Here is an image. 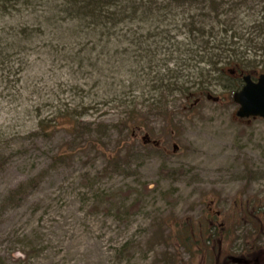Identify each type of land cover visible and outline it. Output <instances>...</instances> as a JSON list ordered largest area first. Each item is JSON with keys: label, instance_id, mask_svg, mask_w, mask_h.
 <instances>
[{"label": "rangeland", "instance_id": "obj_1", "mask_svg": "<svg viewBox=\"0 0 264 264\" xmlns=\"http://www.w3.org/2000/svg\"><path fill=\"white\" fill-rule=\"evenodd\" d=\"M225 1L219 12L240 27L241 50L255 61L247 74L256 79L264 74V34L255 27L264 22V0L231 11L237 0ZM59 10L54 3L25 8V0L0 9V264H164L166 257L226 264L262 254L264 211L255 213L251 203L264 206V119L235 117L230 93L242 83L215 74L207 97L186 103L176 90L160 97L153 75L175 69V44L185 30H171L164 44L157 37L149 55L146 36L137 37L146 32L120 26L124 53L113 59L126 61L110 72V55L97 61L99 48L88 54L93 37L61 40L73 24ZM51 12L56 28L37 29ZM131 36L143 48L130 45ZM182 69L184 80L196 83L192 64ZM123 83L132 105L149 112L126 148L116 122L122 109L100 94ZM158 98L170 120L151 115ZM71 105L82 115L78 129L42 136L36 121ZM241 204L250 205L246 215ZM159 232L163 238L153 240ZM191 232L199 237L190 249L179 247L177 238Z\"/></svg>", "mask_w": 264, "mask_h": 264}, {"label": "trees", "instance_id": "obj_2", "mask_svg": "<svg viewBox=\"0 0 264 264\" xmlns=\"http://www.w3.org/2000/svg\"><path fill=\"white\" fill-rule=\"evenodd\" d=\"M32 1H35V5H33ZM246 1L237 0V2L231 5L229 11L234 8V5L238 7L241 3L245 4ZM225 2V0H25V8L31 6L35 9L40 3H45V5L54 3L56 9H60L58 12L63 15L65 14L66 19L73 24L72 27L66 28L65 33L68 36L64 37L62 35L61 40L76 36L79 38L82 36V39L93 37L91 38L92 47L89 49L88 54L91 55L92 51H96L99 48L97 61L102 60V55H110L111 61L108 64L111 63V67H113L112 70L109 69L110 72L117 70L116 66L112 65L116 64L117 60L121 67L126 61L123 56L114 61L116 57L124 53L123 50L120 52V49L124 45L125 35L116 33V31L122 30L120 26L132 23L131 30L145 31V35H138L137 37L142 39L146 36V44L142 40L135 41L136 38L132 36L137 35L136 32L132 33V39L129 44L135 45L136 43L139 45V49L143 48L145 44L144 51L149 55L154 54V47L159 46L160 42L164 44L167 39L172 38L170 35L168 36L171 30H185L182 33L185 37L184 42H176L177 44H175V50L178 53L176 57L177 62H174L175 69L171 70L167 68L163 73L156 72L153 75L152 83L155 84V87L158 85L157 89L161 90L160 97L163 94L167 97L168 93L176 90L178 93L180 91V94H182V97L188 103L193 98L196 100L200 96L207 97L208 85L206 84L207 80L211 81L209 79L211 75L217 74L218 78L224 77L241 85V77L247 74L255 63V61H246L247 53L241 50L240 27L236 25L234 17L226 19V17L223 18V12H219L220 8H222L221 5L225 4ZM12 3L18 6L19 4H23L24 6V0H0V9H4L6 5ZM50 14L52 16L42 19L37 29L45 27L46 30H53V28H56L57 15L54 12ZM259 22L256 23L255 27H257L260 34H264V22ZM157 37H160L162 41H157ZM171 53H173V50ZM183 53L187 56L186 58H184ZM90 55L82 58L83 61L86 60L85 63L88 64V67H92L90 65L93 62ZM168 57L164 55L161 61L166 62ZM171 60L173 59L171 58ZM155 62L154 65L151 64L150 66L152 73L153 68L158 66ZM185 63L188 65L192 64L194 69L190 77L194 78L196 83L191 82L190 79L189 81L188 79L184 80L185 76L182 73V66ZM92 68L96 69L97 67ZM119 70L122 72L123 68ZM95 82L99 85L97 79ZM108 86L109 89L107 91L102 88V93H99L103 99H111L110 103H119L117 106L122 109L116 122L119 130L126 133L124 140L120 143L126 148V144L131 139L133 140V134L131 135L130 132L147 124L146 113L149 112L144 113L132 105V101L127 98L128 88H126L124 83L119 88L112 87L111 85ZM233 93H230V101ZM151 106L149 110L151 115L161 116L164 120H170V111L168 112L166 103L163 104L161 98H158L157 102L154 101ZM69 107L73 110L68 111ZM54 108V110L48 113L47 117L36 121L35 126L41 131L42 136L51 138L59 128L66 131H69V129L70 131H76L78 129L82 115L76 112L79 108L77 105L65 108L57 106ZM118 157L119 155L116 154L115 157L111 158V163L117 164L119 162ZM38 177L39 173L33 177V181ZM31 180L32 177L28 182ZM212 222L213 219H210L209 223L211 224ZM207 231L211 235V229ZM207 231L202 230L200 233L204 235ZM162 235L160 232L156 233L153 240L162 239ZM196 235L199 237V233ZM196 235L193 232L191 234L185 233L182 239L177 238L180 242L178 246L189 250L191 239L195 238L196 240ZM213 236L208 238V242H210V238ZM127 246L128 244H124L122 249ZM173 259L166 257L164 264H174L175 259L174 261Z\"/></svg>", "mask_w": 264, "mask_h": 264}, {"label": "water", "instance_id": "obj_3", "mask_svg": "<svg viewBox=\"0 0 264 264\" xmlns=\"http://www.w3.org/2000/svg\"><path fill=\"white\" fill-rule=\"evenodd\" d=\"M240 80L242 86L232 94V102L238 106L235 117L241 120L264 119V74H260L256 80L245 74ZM143 141L147 143L148 137H144Z\"/></svg>", "mask_w": 264, "mask_h": 264}, {"label": "flooded vegetation", "instance_id": "obj_4", "mask_svg": "<svg viewBox=\"0 0 264 264\" xmlns=\"http://www.w3.org/2000/svg\"><path fill=\"white\" fill-rule=\"evenodd\" d=\"M251 78L253 80H256L252 76H251ZM240 206H241L240 207L241 208V212L243 213V215H246L248 213L247 209L249 208L250 205H246V206H248V208H246V206H244L242 204ZM255 207L256 206L252 205V203H251V208L254 210L255 213H259V212L264 211V206L262 208L258 207L257 209ZM211 224L213 226L214 222H212ZM226 264H264V252L262 251V254L256 255L255 258H253V260L252 259H250V260H242V261L237 260V261L226 262Z\"/></svg>", "mask_w": 264, "mask_h": 264}]
</instances>
